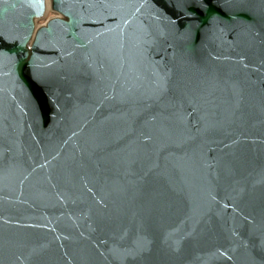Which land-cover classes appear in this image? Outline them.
Listing matches in <instances>:
<instances>
[{"label": "water", "instance_id": "95a60500", "mask_svg": "<svg viewBox=\"0 0 264 264\" xmlns=\"http://www.w3.org/2000/svg\"><path fill=\"white\" fill-rule=\"evenodd\" d=\"M50 8L0 0V264H264V0Z\"/></svg>", "mask_w": 264, "mask_h": 264}, {"label": "rangeland", "instance_id": "374dc122", "mask_svg": "<svg viewBox=\"0 0 264 264\" xmlns=\"http://www.w3.org/2000/svg\"><path fill=\"white\" fill-rule=\"evenodd\" d=\"M46 4L47 2L49 3L48 7H46V11L44 13V15L41 18H37L35 20V27H42L45 26V24L47 23L48 20L56 17V14L54 12H52L51 8H50V0H45Z\"/></svg>", "mask_w": 264, "mask_h": 264}, {"label": "bare ground", "instance_id": "6f19581e", "mask_svg": "<svg viewBox=\"0 0 264 264\" xmlns=\"http://www.w3.org/2000/svg\"><path fill=\"white\" fill-rule=\"evenodd\" d=\"M48 5H49V3L47 2L46 7H48ZM29 43H31V41ZM29 43H28V45H29Z\"/></svg>", "mask_w": 264, "mask_h": 264}]
</instances>
